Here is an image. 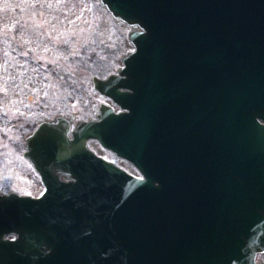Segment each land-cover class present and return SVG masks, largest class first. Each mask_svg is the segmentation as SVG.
I'll return each mask as SVG.
<instances>
[{
  "label": "water",
  "instance_id": "95a60500",
  "mask_svg": "<svg viewBox=\"0 0 264 264\" xmlns=\"http://www.w3.org/2000/svg\"><path fill=\"white\" fill-rule=\"evenodd\" d=\"M99 4L132 27L123 65L92 77L119 111L25 137L45 189L0 194V264H260L264 0Z\"/></svg>",
  "mask_w": 264,
  "mask_h": 264
},
{
  "label": "rangeland",
  "instance_id": "374dc122",
  "mask_svg": "<svg viewBox=\"0 0 264 264\" xmlns=\"http://www.w3.org/2000/svg\"><path fill=\"white\" fill-rule=\"evenodd\" d=\"M131 29L99 0H0V194L44 191L23 155L25 137L41 120L70 119L69 113L88 120L101 103L119 111L94 89L92 77L104 78L123 65L121 57L134 49ZM89 145L139 176L97 140ZM257 260L264 264V253Z\"/></svg>",
  "mask_w": 264,
  "mask_h": 264
},
{
  "label": "flooded vegetation",
  "instance_id": "af4514ba",
  "mask_svg": "<svg viewBox=\"0 0 264 264\" xmlns=\"http://www.w3.org/2000/svg\"><path fill=\"white\" fill-rule=\"evenodd\" d=\"M74 119L73 120V125H72V129L76 127V123L78 122V120H81V119H75V116L73 117ZM91 117H88V119H90ZM83 120V119H82ZM89 144V143H88ZM90 146V145H89ZM65 180H68L67 178L63 177Z\"/></svg>",
  "mask_w": 264,
  "mask_h": 264
},
{
  "label": "bare ground",
  "instance_id": "6f19581e",
  "mask_svg": "<svg viewBox=\"0 0 264 264\" xmlns=\"http://www.w3.org/2000/svg\"><path fill=\"white\" fill-rule=\"evenodd\" d=\"M69 115H70L71 117H74V116H75L74 113H69ZM75 119H78V117L75 116Z\"/></svg>",
  "mask_w": 264,
  "mask_h": 264
}]
</instances>
